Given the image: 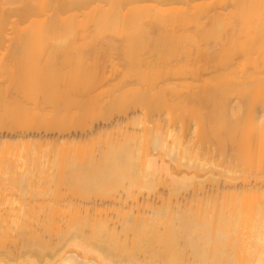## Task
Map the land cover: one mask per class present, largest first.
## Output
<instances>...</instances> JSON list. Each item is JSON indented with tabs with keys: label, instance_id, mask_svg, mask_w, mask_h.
Listing matches in <instances>:
<instances>
[{
	"label": "bare ground",
	"instance_id": "bare-ground-1",
	"mask_svg": "<svg viewBox=\"0 0 264 264\" xmlns=\"http://www.w3.org/2000/svg\"><path fill=\"white\" fill-rule=\"evenodd\" d=\"M76 44L121 62L14 57ZM0 45V264H264V0H0Z\"/></svg>",
	"mask_w": 264,
	"mask_h": 264
},
{
	"label": "rangeland",
	"instance_id": "rangeland-1",
	"mask_svg": "<svg viewBox=\"0 0 264 264\" xmlns=\"http://www.w3.org/2000/svg\"><path fill=\"white\" fill-rule=\"evenodd\" d=\"M80 45V44H79ZM78 44H76V45H63L62 47L61 46H55V45H49V46H46V47H43V49H41V50H35V49H32V50H30V51H28L29 50V47H28V49L27 50H25L26 48H27V46H16L17 47V51L15 52L14 51V53H15V55H14V53H13V55H14V57H19L18 58V60L20 59V57L22 56V57H24L25 56V59L26 60H28L27 58H30L31 59V62L32 61H35V63H37V64H39V63H44V62H51V63H56V64H61V65H65V66H67L68 64L69 65H74L75 63L77 64V62L79 63H83V64H86V63H91V64H93L94 62H93V60L92 59H95V58H97L96 59V61H98V63H100V64H102L104 61H107L108 59L107 58H110V60L108 61L109 62V64L108 63H106L105 62V65H103V66H106L107 67V65H109V67H112V64L113 63H116L119 59H120V62H121V56L117 53V52H114L112 55H110L111 53H108V52H99L98 54H93L88 48H86L87 50H83V49H85V48H83V46L82 45H80L79 46ZM3 49H2V48ZM80 47H82V48H80ZM4 48H6L5 46H2V45H0V58L2 57H4V56H6V57H4L3 59H1L0 60V62H2V64L3 63H8V62H11V61H9L10 59V56L12 55L11 54V52L10 51H7V50H4ZM23 49V50H22ZM28 51V52H27ZM8 52V53H7ZM4 54V55H3ZM3 55V56H2ZM104 58V59H103ZM106 58V59H105ZM115 58V59H114ZM114 59V61H112ZM8 61V62H7ZM20 61V60H19ZM29 61V60H28ZM111 61V62H110ZM116 61V62H115ZM97 63V64H98ZM1 64V63H0ZM107 64V65H106ZM116 64H118V62L116 63ZM68 65V66H69ZM67 66V67H68ZM108 67V68H109ZM107 69V68H106ZM110 69V68H109ZM4 73L3 72H0V80H3L4 81V78H5V76H3L2 77V75H3ZM6 80H7V78H5ZM110 81H112V79L110 80V79H108V80H106V81H104L103 83H101V84H99L97 87H95V90H93L91 93H90V96L91 97H94L95 99H105L106 97H107V94H108V92H110V91H108L109 90V86L113 83V82H110ZM7 82V81H6ZM6 82H4V84L6 83ZM111 83V84H110ZM111 88V87H110ZM78 89V88H77ZM79 91V90H78ZM127 98H128V96L126 97V99L124 100V101H119V100H123V98H121V97H119V98H117L116 100H115V104L113 105V107L114 108H117V107H125L127 104H128V100H127ZM129 99V98H128ZM127 101V102H126ZM152 106H154L155 108H157L156 109V111H157V113H159L158 115L156 114V112H153V114H156L159 118L161 117V119H162V117H163V111L162 110H160V108H162L159 104L158 105H152ZM151 106V107H152ZM159 106V107H158ZM199 108V107H198ZM152 109V108H151ZM154 109V108H153ZM196 109V108H195ZM195 109L194 110H192V111H195ZM203 108H201V110H202ZM205 109V108H204ZM202 110L204 113L206 112V110H207V108H206V110ZM197 110V109H196ZM155 111V110H154ZM198 111V110H197ZM201 111V112H202ZM202 112V113H203ZM197 113L198 112H191L190 111V113H188V114H186L185 115V117L187 118H191L192 116H193V114L196 116L197 115ZM199 114V113H198ZM156 115H153V117H155V118H157L156 117ZM115 117V119H117L118 117L115 115L114 116ZM123 119V117H120V118H118V121H123L122 120ZM97 122H99V121H97ZM96 122V123H97ZM96 123H94V124H96ZM99 125H100V123H99ZM3 132V134L5 133L4 131H2ZM208 137H210V141H211V136L209 135ZM209 139V138H208ZM228 142V141H227ZM226 142V148L227 149H230V146L228 147V145H230V143L228 144ZM211 143V142H210ZM228 144V145H227ZM256 176H258V178L259 179H261V176L260 175H251V178H254V177H256ZM252 184H254V181L253 182H251ZM160 186H158L157 187V189L159 188ZM161 188V187H160ZM159 188V189H160ZM158 189V190H159ZM8 193H7V192ZM160 191H161V189H160ZM64 192H66L67 193V191H64ZM2 193H4V192H2ZM5 193H7V194H5ZM5 195H7V197H8V199L6 200L5 199V201H7V202H1L2 201V199H1V197H0V212L2 213V214H4L3 212H5V210H11V209H13V213H14V211H16V212H18L17 210L19 209V208H21L19 205L20 204H22V203H24L22 200H21V198H19L20 197V191H18V190H15V189H12V190H5ZM3 194V195H4ZM62 201H64L65 202V200H61V201H57V203L56 202H52V203H56V204H58V206H60V207H62L63 205H64V203L62 202ZM22 202V203H21ZM40 204L41 203H43V202H46V201H43V202H41V201H38ZM38 202H36V203H38ZM59 202V203H58ZM60 202H62L61 204H60ZM20 203V204H19ZM46 203H49L48 201L46 202ZM76 203H79L78 201H76ZM32 204L35 206L36 204L35 203H33L32 202ZM41 205H43V204H41ZM48 205V204H47ZM47 205H44L43 207H44V209L45 210H47V209H49V207L47 208ZM79 205H82V203H80ZM19 206V207H18ZM24 206V204H22V207ZM33 206V208L34 209H32V211L33 210H35V211H37V213H38V215L40 216L42 213L41 212H44L45 210H43V209H41V211H38L36 208H38V206H36V208ZM16 208V209H15ZM18 208V209H17ZM24 208H26V209H24ZM23 208V211L24 212H27V207L25 206ZM65 209H68V208H65ZM8 210V211H9ZM20 211L22 212V210L20 209ZM47 211H49L48 213H51L52 212V210L50 209V210H47ZM47 211H45V212H47ZM51 211V212H50ZM69 211V210H68ZM11 212V211H10ZM15 212V213H16ZM34 212V211H33ZM59 212H61V209L59 210ZM63 212V211H62ZM18 214H19V212H18ZM35 214V213H34ZM60 214V213H59ZM66 214H67V211H66ZM33 215V214H32ZM61 215V214H60ZM36 218V217H35ZM19 244V245H18ZM22 245V243L20 242V241H18V243H17V245H16V247L17 248H15V251L17 252V253H19V252H22V253H27L26 251H25V249H24V247H22L21 246ZM19 246V247H18ZM17 249V250H16ZM27 250V249H26Z\"/></svg>",
	"mask_w": 264,
	"mask_h": 264
}]
</instances>
